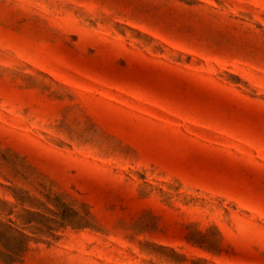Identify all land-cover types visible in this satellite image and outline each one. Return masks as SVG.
Instances as JSON below:
<instances>
[{
    "label": "rangeland",
    "instance_id": "1",
    "mask_svg": "<svg viewBox=\"0 0 264 264\" xmlns=\"http://www.w3.org/2000/svg\"><path fill=\"white\" fill-rule=\"evenodd\" d=\"M0 264H264V0H0Z\"/></svg>",
    "mask_w": 264,
    "mask_h": 264
}]
</instances>
